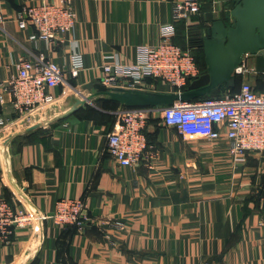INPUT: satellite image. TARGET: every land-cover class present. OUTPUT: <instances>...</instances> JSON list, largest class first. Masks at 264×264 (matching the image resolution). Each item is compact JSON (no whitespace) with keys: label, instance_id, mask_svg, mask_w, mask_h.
Segmentation results:
<instances>
[{"label":"crops","instance_id":"1","mask_svg":"<svg viewBox=\"0 0 264 264\" xmlns=\"http://www.w3.org/2000/svg\"><path fill=\"white\" fill-rule=\"evenodd\" d=\"M41 1L0 0V196L44 217L61 198L82 199L91 222L80 229L43 218L15 229L0 245V264H264V152L236 163L225 136L215 143L183 136L154 109L145 130L151 156L121 166L107 150L120 105L97 98L63 115L106 65L134 63L142 47L158 44L163 25L174 24L172 40L194 55V31L222 18L234 0H199L200 13L176 23L180 0H70L76 23L51 45L18 23L22 7ZM74 53L83 59L78 76L70 71ZM41 54L63 66L65 84L53 89L57 102L26 115L5 83L21 59ZM246 63L264 71V54ZM219 91L210 94L233 93Z\"/></svg>","mask_w":264,"mask_h":264},{"label":"built area","instance_id":"2","mask_svg":"<svg viewBox=\"0 0 264 264\" xmlns=\"http://www.w3.org/2000/svg\"><path fill=\"white\" fill-rule=\"evenodd\" d=\"M201 11L199 0H180L173 5V22ZM3 19L0 16V22ZM21 28L34 27L32 39L53 44L61 34L69 32L76 23V12L70 0L47 1L26 5L18 12ZM174 24L161 27V40L156 45L144 46L139 58L131 64L106 65L103 84L107 87L154 89L157 84H169L182 91L191 76L200 74L194 56L172 39ZM243 63L236 68L242 77L263 75ZM84 69L81 53L72 55L71 74L78 76ZM65 69L53 59L41 54L36 59H21L16 74L5 83L6 91L13 96L14 106L24 114L33 109L47 107L58 101L53 89L65 84ZM1 102L3 96H0ZM154 109H160L166 125L174 126L186 137L206 138L215 143L223 136L230 144L229 152L234 162L245 164L250 152H264V90L256 89L254 81L244 78L240 90L219 97L177 102L164 108L125 107L107 136L108 153L121 165L133 166L148 158L146 127ZM4 124L0 116V125ZM48 218L58 226L76 225L80 229L91 222V216L82 199L61 198L54 213L34 216L21 207H15L0 196V245L10 241L15 229L32 228L35 220ZM115 227L124 228L118 220Z\"/></svg>","mask_w":264,"mask_h":264},{"label":"water","instance_id":"3","mask_svg":"<svg viewBox=\"0 0 264 264\" xmlns=\"http://www.w3.org/2000/svg\"><path fill=\"white\" fill-rule=\"evenodd\" d=\"M193 54H200L206 69L189 78L182 91H156L123 86L107 87L103 79L84 85L90 94L78 99L63 114H70L97 98L119 103L123 107L164 108L177 102H189L214 90L225 92L236 86L238 68L246 55L264 54V0H234L230 22L214 19L192 35ZM97 88V91H93ZM62 115V116H63Z\"/></svg>","mask_w":264,"mask_h":264},{"label":"trees","instance_id":"4","mask_svg":"<svg viewBox=\"0 0 264 264\" xmlns=\"http://www.w3.org/2000/svg\"><path fill=\"white\" fill-rule=\"evenodd\" d=\"M230 8H233L234 7V1L230 3L229 5ZM232 10V9H231ZM231 10L228 11L226 14H224L222 16V18L227 22L229 23L230 22V18H231ZM191 45H192V48H193V43H194V39L191 40ZM175 43H178L176 41H174ZM181 44V46L186 49L187 47H185V45L182 43V42H179ZM194 56V59H195V62L197 64V66L199 67V70H200V73H202L205 69H206V64L203 60V57L200 55V54H195L193 55ZM243 82V77L240 76V75H237V83H236V86L231 88V92H237L240 90V87H241V84ZM188 84V83H187ZM186 84V86H187ZM186 86L184 87V89L186 88ZM255 86H256V89L258 90H264V76L263 75H258L256 76V80H255ZM222 92V91H219V93ZM223 95L222 93L220 95H218L217 97ZM212 94H207V95H204V96H200L194 100H199V99H205V98H212ZM100 100H103L105 102H111V103H114L116 106H119V103L117 102H114V101H110V100H104V99H101Z\"/></svg>","mask_w":264,"mask_h":264},{"label":"rangeland","instance_id":"5","mask_svg":"<svg viewBox=\"0 0 264 264\" xmlns=\"http://www.w3.org/2000/svg\"><path fill=\"white\" fill-rule=\"evenodd\" d=\"M153 118H154V119H159V118H160V114H155V115L153 116Z\"/></svg>","mask_w":264,"mask_h":264}]
</instances>
